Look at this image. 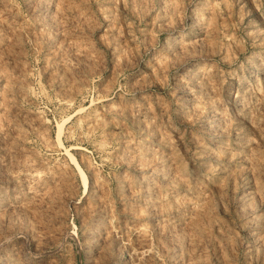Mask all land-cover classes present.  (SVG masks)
Here are the masks:
<instances>
[{"label":"rangeland","instance_id":"obj_1","mask_svg":"<svg viewBox=\"0 0 264 264\" xmlns=\"http://www.w3.org/2000/svg\"><path fill=\"white\" fill-rule=\"evenodd\" d=\"M0 264H264V0H0Z\"/></svg>","mask_w":264,"mask_h":264}]
</instances>
